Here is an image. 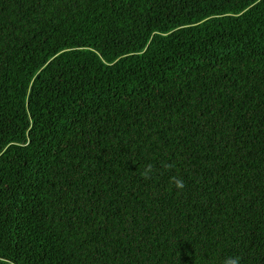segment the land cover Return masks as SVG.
<instances>
[{"label": "trees", "instance_id": "1", "mask_svg": "<svg viewBox=\"0 0 264 264\" xmlns=\"http://www.w3.org/2000/svg\"><path fill=\"white\" fill-rule=\"evenodd\" d=\"M228 256L264 264V0H0V264Z\"/></svg>", "mask_w": 264, "mask_h": 264}, {"label": "clouds", "instance_id": "2", "mask_svg": "<svg viewBox=\"0 0 264 264\" xmlns=\"http://www.w3.org/2000/svg\"><path fill=\"white\" fill-rule=\"evenodd\" d=\"M164 167L171 168L172 165L165 164ZM153 172H154L153 165L149 163L144 167L143 171L141 172V176L144 179H151ZM171 183H173L176 189L178 190H182L184 188V181L182 178L172 177ZM240 261H241V257L239 256H228L224 258L222 264H240Z\"/></svg>", "mask_w": 264, "mask_h": 264}]
</instances>
